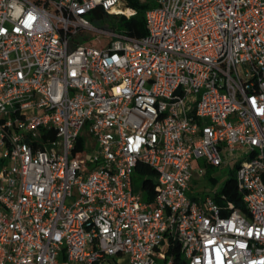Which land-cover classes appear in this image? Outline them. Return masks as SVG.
Segmentation results:
<instances>
[{"label":"built area","instance_id":"2783aa9c","mask_svg":"<svg viewBox=\"0 0 264 264\" xmlns=\"http://www.w3.org/2000/svg\"><path fill=\"white\" fill-rule=\"evenodd\" d=\"M131 1L144 37L77 41ZM236 151L243 212L188 195ZM118 255L264 264V0H0V264Z\"/></svg>","mask_w":264,"mask_h":264},{"label":"rangeland","instance_id":"374dc122","mask_svg":"<svg viewBox=\"0 0 264 264\" xmlns=\"http://www.w3.org/2000/svg\"><path fill=\"white\" fill-rule=\"evenodd\" d=\"M113 23H111L110 20H108L105 25L101 28H97L100 31L103 32V34H98L95 32H85V34L78 38V42H88L89 44L96 45L100 48H104L109 44L110 41V35L111 34H117L121 33V31L118 29L117 25L111 26ZM85 130H82V135L84 136ZM86 136V135H85ZM87 144V150L91 151L93 147V141L91 138H87L86 140ZM234 159H232L228 165H224L222 167H215V168H207L205 169L203 165H200L202 168V172L199 173L196 170L193 172V179L190 184V192L188 195L191 198L200 199L206 195L214 196V194L221 192L223 185L229 179L232 175V172L235 173V166L237 162H240L241 160H246L248 157V152H242V151H236L234 153ZM202 162V161H201ZM200 162V164H201ZM145 177L143 174H140V172L135 171L133 173V185L136 192L141 191L142 183L145 180ZM128 259L124 255H118L113 258H109L105 261L104 264H127Z\"/></svg>","mask_w":264,"mask_h":264},{"label":"trees","instance_id":"16d2710c","mask_svg":"<svg viewBox=\"0 0 264 264\" xmlns=\"http://www.w3.org/2000/svg\"><path fill=\"white\" fill-rule=\"evenodd\" d=\"M128 5L130 8L136 11V14L128 19H126L124 16H108L100 8H97L92 11L89 15V19L92 25L96 28L103 27L105 23L110 20L111 23H113L111 26L113 27L114 25H117L121 33L134 38L144 37L146 34V30L143 13L146 9L150 7V5L140 4L135 1H131ZM138 171L141 172V174H143L144 176H146L145 183L143 184V189L147 190V201H151L154 196L155 184L152 179L154 178L155 174L150 168L145 167L143 165H140L138 167ZM214 202L220 207H224L227 204H232L235 209L242 212L244 211L241 195L237 191L234 172H232L231 177L227 179V181L223 185L220 194L217 193L215 195ZM222 215L225 216V212H223ZM175 247L176 246H174V248ZM174 263L178 264L176 261Z\"/></svg>","mask_w":264,"mask_h":264},{"label":"bare ground","instance_id":"6f19581e","mask_svg":"<svg viewBox=\"0 0 264 264\" xmlns=\"http://www.w3.org/2000/svg\"><path fill=\"white\" fill-rule=\"evenodd\" d=\"M135 14H133L132 16H134Z\"/></svg>","mask_w":264,"mask_h":264}]
</instances>
